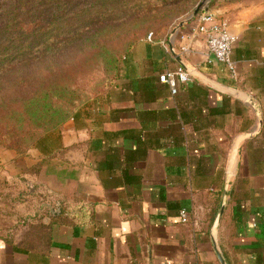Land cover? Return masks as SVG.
I'll return each instance as SVG.
<instances>
[{
  "label": "crops",
  "instance_id": "0c3cea01",
  "mask_svg": "<svg viewBox=\"0 0 264 264\" xmlns=\"http://www.w3.org/2000/svg\"><path fill=\"white\" fill-rule=\"evenodd\" d=\"M194 25L139 41L53 147L19 156L0 145L7 176L39 190L22 236L0 238V264H221L212 227L224 201L215 235L226 262L264 264V11L229 18L235 78ZM171 46L248 100L194 76L172 94L159 80L180 65Z\"/></svg>",
  "mask_w": 264,
  "mask_h": 264
},
{
  "label": "rangeland",
  "instance_id": "374dc122",
  "mask_svg": "<svg viewBox=\"0 0 264 264\" xmlns=\"http://www.w3.org/2000/svg\"><path fill=\"white\" fill-rule=\"evenodd\" d=\"M201 3V8H210L228 20L241 10L264 11V0H0V43L10 39L33 42L34 37H40L33 33V23L47 26L58 21L59 37L72 34L75 39L74 46L58 53L60 61L68 63L63 76L84 90L78 94L81 105L87 101L92 105L108 94L115 78L114 65L120 58L123 61L122 56L135 41L145 40L153 30L166 33ZM18 11L26 14L21 18L25 30L14 23ZM13 47L7 52L15 53ZM38 193L37 188L30 191L25 178L16 174L8 177L5 164L0 165L1 239L22 236L29 215L37 208L29 195Z\"/></svg>",
  "mask_w": 264,
  "mask_h": 264
},
{
  "label": "trees",
  "instance_id": "16d2710c",
  "mask_svg": "<svg viewBox=\"0 0 264 264\" xmlns=\"http://www.w3.org/2000/svg\"><path fill=\"white\" fill-rule=\"evenodd\" d=\"M182 1L172 0L173 3ZM16 16V27L25 30L21 18L26 14L18 11ZM33 24L36 26L33 33L40 34L41 38L36 36L33 42L10 39L0 43L4 50L0 51V144L15 150L19 156L42 145L53 147L55 142L51 135L60 131L70 118L83 116L89 106L88 101L81 105L78 96L84 90L62 73L68 63L63 64L58 53L75 45L72 34L59 37L58 21L47 26L39 21ZM150 32L155 37L159 30ZM136 44L135 41L126 55ZM11 45L17 50L15 53L7 52ZM121 61L122 58L114 65L115 78L108 92L119 78ZM15 249L24 251L18 245Z\"/></svg>",
  "mask_w": 264,
  "mask_h": 264
},
{
  "label": "built area",
  "instance_id": "2783aa9c",
  "mask_svg": "<svg viewBox=\"0 0 264 264\" xmlns=\"http://www.w3.org/2000/svg\"><path fill=\"white\" fill-rule=\"evenodd\" d=\"M206 7L201 8L195 18L193 34L203 35L210 51L217 61L224 63L230 70L232 76H237L234 61L232 59V49L236 42V36L229 29V20L218 12ZM153 41L154 33L150 32L146 38ZM186 50V47H185ZM159 80L169 85L172 94L178 92L179 84H186L191 80V75L182 66L179 65L174 70L160 74ZM181 219L184 222L189 220L188 212L185 209L180 211Z\"/></svg>",
  "mask_w": 264,
  "mask_h": 264
},
{
  "label": "water",
  "instance_id": "95a60500",
  "mask_svg": "<svg viewBox=\"0 0 264 264\" xmlns=\"http://www.w3.org/2000/svg\"><path fill=\"white\" fill-rule=\"evenodd\" d=\"M202 5H203V3L198 5L190 16H188L187 18L181 20L174 27V29L171 32L173 36H175L181 28H184V25L189 24L190 22H192L197 17L198 13L201 10ZM207 9L208 8L206 7L205 10H207ZM171 50H172L173 53H175L174 55H175L177 61L179 62V64L182 65L189 72V74L191 76L200 77L205 82L210 83L219 92L229 94L231 96L240 98L242 100H248V96L246 94H244V93H242V92H240V91H238V90H236L234 88L221 85L220 83H217L216 81L208 79V78L204 77L203 75H201V73H199L197 70L190 68L187 64H185V62L182 60L181 56H179L178 53H176L174 51V48L172 46H171ZM29 187H30V191L33 192L35 187H33L31 185ZM224 205H225V201L222 204V206H221L220 210L218 211V214H217V216H216V218L214 220L213 227H212V231H213L212 232V239H213V243H214V248H215L216 254H217V256H218V258L220 260L219 262H221V264H228V262H226V259L224 258L223 254H222V252H221V250H220V248L218 246V243H217V240H216V235H215V232H216V230H217V228H218V226L220 224V221H221V218H222V215H223Z\"/></svg>",
  "mask_w": 264,
  "mask_h": 264
}]
</instances>
